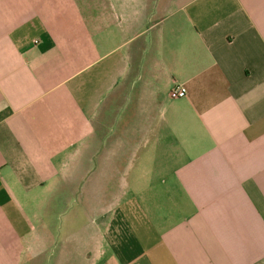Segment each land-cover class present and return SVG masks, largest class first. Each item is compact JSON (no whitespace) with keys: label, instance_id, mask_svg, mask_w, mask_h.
<instances>
[{"label":"crops","instance_id":"obj_1","mask_svg":"<svg viewBox=\"0 0 264 264\" xmlns=\"http://www.w3.org/2000/svg\"><path fill=\"white\" fill-rule=\"evenodd\" d=\"M0 264H264V0H0Z\"/></svg>","mask_w":264,"mask_h":264},{"label":"built area","instance_id":"obj_2","mask_svg":"<svg viewBox=\"0 0 264 264\" xmlns=\"http://www.w3.org/2000/svg\"><path fill=\"white\" fill-rule=\"evenodd\" d=\"M187 90L184 86L176 85L170 91V97L172 99H181L186 97Z\"/></svg>","mask_w":264,"mask_h":264}]
</instances>
